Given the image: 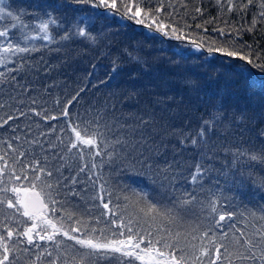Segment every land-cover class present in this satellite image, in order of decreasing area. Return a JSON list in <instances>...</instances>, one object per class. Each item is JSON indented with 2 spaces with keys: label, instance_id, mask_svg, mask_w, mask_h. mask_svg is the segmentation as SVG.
Segmentation results:
<instances>
[{
  "label": "trees",
  "instance_id": "16d2710c",
  "mask_svg": "<svg viewBox=\"0 0 264 264\" xmlns=\"http://www.w3.org/2000/svg\"><path fill=\"white\" fill-rule=\"evenodd\" d=\"M94 2L6 0L14 15L25 12L43 16L48 12L60 21V28H51L52 42L29 43V47L34 43L39 51L22 54L24 67L12 73L16 81L9 78L6 86L0 85V96L8 101V106L0 109V116L15 115L18 107L26 110L29 97H33L46 101L44 107L57 116L71 101L68 113L73 121L81 117L95 124L98 118L109 144L124 142L108 149L116 155L111 166L106 163L102 170L98 169L101 182L107 181L117 192H146L152 203L159 202L158 207H172L176 197L184 192L196 195V203L175 209L181 225L172 226L173 232L181 231L189 243L199 245L200 241H193L191 236H198L209 225L205 207L210 199L208 189L221 204L228 205L227 211L244 213L248 218L246 232L251 233L253 225L264 224L251 215L264 214V70L254 66L264 65V18L258 15L264 10L259 7L264 0H253L246 9L240 5L247 4V0H232L231 11L228 0H163L160 19L165 25L176 27L177 35L182 37L179 40L150 31L131 19L101 14L102 9L92 7ZM116 2L119 5L120 0ZM125 2L134 5L137 0ZM140 7L147 9L149 5ZM83 17L88 18L87 30L94 41L72 34L71 25ZM21 19L27 23L34 21L31 15ZM66 31L69 38L60 39ZM209 47L238 51L240 56H249L253 64L209 53ZM16 66L8 64L9 69ZM245 67L247 70L242 71ZM0 71L5 69L0 67ZM24 87L29 91H23ZM10 95L23 99L25 105L9 100ZM57 100L59 105L54 103ZM211 114L219 116V120L211 130L204 128L205 139L201 140L198 133L203 122L212 119ZM14 123L20 128L31 124L33 134L37 135L41 130L48 132L50 124L55 125L57 131L47 137L53 143H59L57 135L62 136L65 145L70 138L67 129L59 132L65 125L63 119L42 122L34 116L20 117ZM12 134L9 126L0 129V137ZM31 138L32 135L27 137ZM235 150L248 156L240 157L234 167ZM32 151L38 158L41 156L39 147L33 146ZM59 151L45 153L50 167L62 163L57 156ZM75 152L73 149L63 153L65 178L75 176L80 167ZM252 155L258 159L248 158ZM54 156L57 159L53 160ZM196 164L210 169L203 179V188L199 183H189ZM86 180L81 174L74 188L68 190L79 194L71 197V202L81 208L82 201L91 204L90 197L95 194L90 184L80 183ZM68 182L66 179L65 183ZM92 207L93 214L100 215L98 205ZM129 211H133L131 206ZM243 218L237 216L238 220ZM35 252L33 249L29 254L21 253L17 264H30ZM51 259L45 254L36 264H49Z\"/></svg>",
  "mask_w": 264,
  "mask_h": 264
},
{
  "label": "snow or ice",
  "instance_id": "6c2138e0",
  "mask_svg": "<svg viewBox=\"0 0 264 264\" xmlns=\"http://www.w3.org/2000/svg\"><path fill=\"white\" fill-rule=\"evenodd\" d=\"M153 3L157 4L155 8L151 7ZM252 3L253 0H247V4H241L240 8L246 9ZM141 4H148L149 7L142 9ZM228 5L231 11L232 0H228ZM9 7L6 0H0V67L5 69L0 71V85L5 86L9 78L15 82L16 77L12 73L24 67L22 54L39 51L34 43L31 47L28 46L29 43L36 40L52 42L51 28H60V21L51 13L45 12L40 16L21 12L20 15H14ZM92 7L102 9L101 14L131 19L137 24L145 25L150 31L182 39L177 35L176 27L165 25L160 19L164 9L163 0H137L134 5L125 0H120L119 5L116 0H95ZM171 7L173 6L169 5ZM259 7L264 9V2ZM196 11L199 13L200 9L197 8ZM24 15L33 16L34 21H23L21 16ZM258 15L264 18V10ZM255 24L254 18L253 26ZM88 27V18L83 17L81 21L71 25V31L74 35L94 41ZM220 31L224 35L223 30ZM68 38L67 31L60 37ZM207 51L240 58L247 65L253 64L249 56H240L238 51H227L219 47H209ZM9 63H15L16 68L9 69ZM254 66L264 70L262 64L256 63ZM241 70L247 69L245 67ZM13 86L17 87L15 83ZM23 91L27 92L29 89L24 87ZM9 100L25 105L23 99L17 100L13 95L9 96ZM45 103L46 101L29 97L26 110L18 107L15 115L0 116V129L9 126L13 133L9 137H0V264H17L22 258L21 253L29 254L33 249L36 250L35 258L30 264H36L45 254L52 257L49 264H98L103 261L108 264H113V261L116 264H264V224L253 225L254 230L246 232L248 218L244 213L227 211L228 205L221 204L212 190L208 189L210 199L205 207L208 209L209 225L198 236H191L193 241H200L199 245L189 243L188 237L179 230L173 232L172 226L181 225L175 209L196 203V195L184 192L176 197V203L172 207H158L159 202L152 203L146 192H117L112 189L107 181L101 182L98 169L102 170L106 163L111 166L116 154L108 149L124 142L117 140L109 144L100 130L98 118L95 124L81 117L73 121L68 113L71 101H68L59 116L50 113L44 107ZM54 103L59 105L58 100ZM6 106L8 101L0 96V109ZM211 115L212 119L204 121L198 133L201 140L205 139L204 128L211 130L213 123L219 120L216 114ZM33 116L40 118L42 122L63 119L65 125L59 128V132L62 134L67 129L70 133L68 143L65 145L61 135L56 136L59 143L47 139L57 131L55 125L50 124L48 132L41 130L37 135L33 134L31 124L26 123L20 128L14 123L20 117L31 119ZM37 128L39 129V124ZM17 132L23 135L16 134ZM29 135H32L31 139H27ZM41 137L45 139L42 141ZM25 143L27 147L24 146ZM192 144H196L195 139ZM33 146L39 147V158L32 151ZM57 149H60L57 156L62 163L58 167H50L51 162L45 153L56 152ZM73 149L76 150L75 156L80 161V167L75 176L65 178L62 169L66 158L63 153H71ZM232 154L236 158L233 160L234 167L240 157L248 156L246 152L239 150ZM97 158H100L99 163ZM248 158L258 159L256 155ZM208 171L210 169L196 164L189 180L190 185L199 183L203 188V179ZM81 174L87 180L80 183L90 184L95 193L90 197L91 204L82 201L83 208L71 202V197L79 194L68 191L70 187L74 188ZM66 179L68 183H65ZM84 190L87 191L86 186ZM121 201L124 202L123 205ZM92 205H98L100 215L93 214ZM130 206L133 211H129ZM251 215L264 221V214L257 217L252 212ZM237 216L244 218L238 220ZM13 223L15 227L12 226Z\"/></svg>",
  "mask_w": 264,
  "mask_h": 264
}]
</instances>
